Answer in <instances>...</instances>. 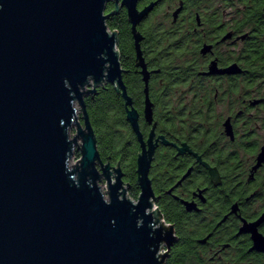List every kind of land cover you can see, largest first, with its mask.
<instances>
[{"label": "water", "instance_id": "water-1", "mask_svg": "<svg viewBox=\"0 0 264 264\" xmlns=\"http://www.w3.org/2000/svg\"><path fill=\"white\" fill-rule=\"evenodd\" d=\"M139 1L0 0V264L165 263L161 246L174 238L150 179L154 130L145 142L138 112L128 111L142 145L134 202L121 168L110 172L101 158L85 103L111 84L132 104L118 34L107 25L114 2L116 11H128L146 83L145 118L153 123L137 32L153 6L139 12ZM75 147L82 152L76 162Z\"/></svg>", "mask_w": 264, "mask_h": 264}, {"label": "flooded vegetation", "instance_id": "flooded-vegetation-1", "mask_svg": "<svg viewBox=\"0 0 264 264\" xmlns=\"http://www.w3.org/2000/svg\"><path fill=\"white\" fill-rule=\"evenodd\" d=\"M151 5L137 32L150 74L152 124L128 11L107 6L108 20H123L112 32L124 47L131 106L116 91L137 155L129 166L125 157L105 165L121 168L131 196L142 145L127 115L136 110L144 141L155 133L150 179L156 207L173 228L171 247L161 246L164 264H264V52L254 33H239L238 9L227 0H140L138 10ZM123 57L134 59L133 71Z\"/></svg>", "mask_w": 264, "mask_h": 264}, {"label": "trees", "instance_id": "trees-1", "mask_svg": "<svg viewBox=\"0 0 264 264\" xmlns=\"http://www.w3.org/2000/svg\"><path fill=\"white\" fill-rule=\"evenodd\" d=\"M227 2L229 6L238 9L239 33L247 31L254 33L255 44L260 51L264 52V0H227ZM122 21V17L119 15L114 21L108 20L107 25L111 31L120 30ZM118 49L124 51L122 46H119ZM129 49H126L128 53H130ZM257 55L258 52H255L254 56ZM123 60L127 69L132 71L135 69L133 58L123 57ZM122 102V98L111 84L101 88L97 95L85 99L103 162L106 163L111 157L112 162L116 165L125 157L126 164L129 166L135 162L137 152L131 133L124 132L126 122ZM132 180L134 189L131 197L137 199L140 189L136 184V179ZM165 220L168 224L171 223L167 216Z\"/></svg>", "mask_w": 264, "mask_h": 264}, {"label": "rangeland", "instance_id": "rangeland-1", "mask_svg": "<svg viewBox=\"0 0 264 264\" xmlns=\"http://www.w3.org/2000/svg\"><path fill=\"white\" fill-rule=\"evenodd\" d=\"M77 105H78L79 111H81V106H80L79 102L77 103ZM79 116H80V117L82 116L81 113H79ZM80 121L82 122L81 119H80ZM74 134H75V135L78 134V133H77V129H76L75 127H73L72 130H71V138H74ZM82 144H83V142H82V141H79V146H80V148H82ZM80 158H82V152H81V149L78 150V147H75V159H74V161L76 162V161H78ZM102 182L104 183V185H107V181H106L105 179H103ZM102 182H99V186L102 185ZM104 192H105L106 199L109 200L108 189L105 188V191H104ZM128 195H129V193H128ZM129 197L132 198V199L134 200V202L137 201V199H134V198L131 197L130 195H129Z\"/></svg>", "mask_w": 264, "mask_h": 264}]
</instances>
